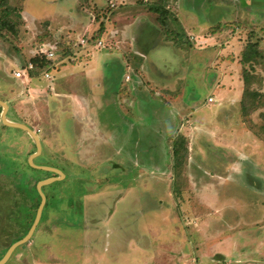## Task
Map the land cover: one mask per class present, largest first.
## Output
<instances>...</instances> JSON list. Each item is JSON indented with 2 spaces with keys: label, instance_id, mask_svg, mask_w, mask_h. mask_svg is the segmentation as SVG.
<instances>
[{
  "label": "rangeland",
  "instance_id": "obj_1",
  "mask_svg": "<svg viewBox=\"0 0 264 264\" xmlns=\"http://www.w3.org/2000/svg\"><path fill=\"white\" fill-rule=\"evenodd\" d=\"M0 100V177L63 174L3 264H264V0H0Z\"/></svg>",
  "mask_w": 264,
  "mask_h": 264
},
{
  "label": "flooded vegetation",
  "instance_id": "obj_2",
  "mask_svg": "<svg viewBox=\"0 0 264 264\" xmlns=\"http://www.w3.org/2000/svg\"><path fill=\"white\" fill-rule=\"evenodd\" d=\"M7 115L6 118H8ZM0 125H2L1 118H0ZM1 137L2 136H0V143L2 142ZM42 149H43L42 144L40 143V151L37 156L41 155ZM35 153H36V147L31 154H35ZM47 166H49V168L51 167L50 165ZM0 169H3L2 165H0ZM52 177L54 178L56 177V174L53 172L50 173L49 176L44 177L43 179H39L35 181L34 178H32L31 176H27L26 180L22 181L23 179H21V176L18 175V172L16 171H14L13 173L6 172L2 174V176L0 177V210L5 211L4 212L5 214L2 213L3 211H0V226L2 223L3 224L6 223L7 227L5 231L8 232V234H6V232L2 231L0 227V260L1 258L4 257L5 253L7 252V249L15 242L23 239L28 234L31 227L34 225L37 212L41 205V197L39 190L37 188V184L42 180H46ZM16 181H18V183ZM47 185H44L40 188L43 195H44L43 188ZM45 202L46 199L44 196V202L40 210L39 219L28 241L25 242L24 244L28 243L30 239L34 236L35 231L40 223L43 214ZM21 245H19L18 247H20ZM17 248H15L14 251Z\"/></svg>",
  "mask_w": 264,
  "mask_h": 264
},
{
  "label": "water",
  "instance_id": "obj_3",
  "mask_svg": "<svg viewBox=\"0 0 264 264\" xmlns=\"http://www.w3.org/2000/svg\"><path fill=\"white\" fill-rule=\"evenodd\" d=\"M0 106H2L3 108V112H2V115H1V119L3 121V124L4 126L6 127H10V128H16V129H20L22 131H24L25 133H27L28 135H30V137L32 138L34 144H35V147H36V153L34 155H37L39 154V151H40V141L37 137V135L30 129L28 128L27 126L21 124V123H18V122H12V121H9L7 120V118L5 117V111H6V105L4 102L0 101ZM33 167H36V166H33ZM39 169H44V170H47V171H52L53 173H55L57 176L54 178H48L46 180H42L40 182H38L37 184V188L39 190V193H40V197H41V205H40V208L37 212V216H36V220H35V223L34 225L31 227V229L29 230L28 234L21 240L15 242L14 244H12L9 249L7 250V252L5 253L4 257L0 260V264H3L4 261H6L9 256L11 255V253L14 251L15 248H17L19 245L21 244H24L25 242L28 241L30 235L32 234L33 230H34V227L39 219V216H40V210H41V207H42V204L44 202V195L42 194L41 192V187L44 186V185H47L51 182H54V181H58L59 180V177L58 176H62L63 174L57 170V169H54V168H49V167H37Z\"/></svg>",
  "mask_w": 264,
  "mask_h": 264
},
{
  "label": "trees",
  "instance_id": "obj_4",
  "mask_svg": "<svg viewBox=\"0 0 264 264\" xmlns=\"http://www.w3.org/2000/svg\"><path fill=\"white\" fill-rule=\"evenodd\" d=\"M159 9L160 8H155V9H152V10L158 11ZM164 11H165V13L158 12V13H160V15L158 17L159 19H160V17L165 19V15H166L167 11L166 10H164ZM7 15H8V13L6 12V15L4 14L3 16H7ZM4 24L6 25V23H4ZM246 48H247L246 51H244L242 53V61L243 62L248 63L250 61L256 60L257 58L261 57L260 51H258L256 43H250ZM31 62L33 63L34 66H38V64L47 65L46 64V59L44 58V56L33 57L31 59ZM244 72L245 71L243 70V80H244V84L246 85L247 84V79H246V77L244 75ZM246 96L255 97V96L251 95V93H248L246 88H245V86H244V91H243L241 99H240L241 109H243V110H244V107H246V105L244 106V102H243L245 100ZM248 97H246V99ZM251 105L253 106V104H251ZM172 147H173L172 154H173L174 161L175 162L179 161V164L182 163V161L185 159L186 152H187L185 138L183 136H180L178 138V140H175V142L173 143ZM176 164L178 165V163H176Z\"/></svg>",
  "mask_w": 264,
  "mask_h": 264
},
{
  "label": "crops",
  "instance_id": "obj_5",
  "mask_svg": "<svg viewBox=\"0 0 264 264\" xmlns=\"http://www.w3.org/2000/svg\"><path fill=\"white\" fill-rule=\"evenodd\" d=\"M33 58V57H32ZM140 68H141V66H140ZM225 74V73H224ZM224 78H225V76H221V80H218V81H216V86L217 87H222L223 85H225V86H227L229 89L230 88H232L233 87V91H235L236 89H235V87L236 86H234V85H236V81H232V79H230V82L229 81H225L224 82ZM129 79V78H128ZM128 81V80H127ZM237 91V90H236ZM235 91V92H236ZM242 93L243 92H241V96H242ZM238 94V93H237ZM241 99V98H240ZM235 101H238V100H235ZM240 101V100H239ZM3 102V101H2ZM233 102H234V100H233ZM5 105H6V111H5V117H6V115H7V113H8V106H7V104L5 103ZM1 107V109H2V111H1V113H0V118H1V115H2V112H3V108H2V106H0ZM172 111H174L175 112V121H177V122H179V119H178V117L177 116H179V114H178V112H177V110L174 108V109H171ZM171 117V120H173L174 118L172 117V116H170ZM176 122V123H177ZM1 123H2V125L4 126V124H3V121H2V119H1ZM162 131H163V129H161ZM165 132H167V131H165ZM34 155V154H33ZM38 155V154H37ZM57 176V175H56ZM58 177H60V176H58Z\"/></svg>",
  "mask_w": 264,
  "mask_h": 264
},
{
  "label": "built area",
  "instance_id": "obj_6",
  "mask_svg": "<svg viewBox=\"0 0 264 264\" xmlns=\"http://www.w3.org/2000/svg\"><path fill=\"white\" fill-rule=\"evenodd\" d=\"M111 6L113 7L114 5L113 4H111ZM81 46H84V44H87V40H82L81 39V43H79ZM95 45H96V47H98V48H103L104 46H101L102 45V43L100 42V41H96V43H95ZM44 55H47V56H49V57H51L53 54L52 53H46V52H42ZM32 68V66L31 65H28V67H27V69H31ZM24 73H26V72H24L23 70H21V69H17L15 72H14V77L15 78H17V79H22L23 78V74ZM126 80H128V77H126ZM209 101H212V99H209Z\"/></svg>",
  "mask_w": 264,
  "mask_h": 264
}]
</instances>
